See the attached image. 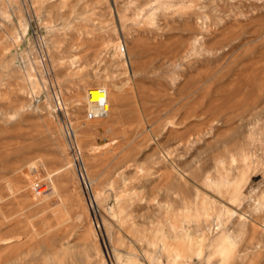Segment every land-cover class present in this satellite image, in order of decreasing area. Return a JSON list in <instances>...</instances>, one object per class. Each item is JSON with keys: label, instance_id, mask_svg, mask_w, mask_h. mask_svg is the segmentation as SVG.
<instances>
[{"label": "rangeland", "instance_id": "1", "mask_svg": "<svg viewBox=\"0 0 264 264\" xmlns=\"http://www.w3.org/2000/svg\"><path fill=\"white\" fill-rule=\"evenodd\" d=\"M0 264H264V0H0Z\"/></svg>", "mask_w": 264, "mask_h": 264}, {"label": "built area", "instance_id": "2", "mask_svg": "<svg viewBox=\"0 0 264 264\" xmlns=\"http://www.w3.org/2000/svg\"><path fill=\"white\" fill-rule=\"evenodd\" d=\"M98 93L102 94V96L95 100L92 101V104L95 105V111L94 112H87L86 118L88 119H96L100 118L107 113V109L104 108V103H105V90L102 87L97 88ZM59 100V99H58ZM59 103V102H58ZM54 115L58 117V119L63 122L65 125V130H66V137L69 143V151L71 152L72 155V163L76 171L77 178L79 182L81 183L85 193L87 196L91 195V190L88 184V179L84 167V163L82 160L81 156V151L80 148H78V145L75 142L74 134L72 132V126L70 123L69 116L64 114L62 107L56 106L54 110ZM43 183H40V181L35 182L33 184V190L36 192V190L42 185ZM37 193V192H36Z\"/></svg>", "mask_w": 264, "mask_h": 264}, {"label": "bare ground", "instance_id": "3", "mask_svg": "<svg viewBox=\"0 0 264 264\" xmlns=\"http://www.w3.org/2000/svg\"><path fill=\"white\" fill-rule=\"evenodd\" d=\"M111 5V4H110ZM115 19V18H114ZM116 20V19H115ZM20 38V37H19ZM22 38V37H21ZM19 40V39H18ZM22 40V39H20ZM19 40V41H20ZM114 50L117 54L118 57H122L125 52H126V49L124 48V46L120 43V41L118 40L117 42L114 43ZM74 60V58H72ZM76 59V58H75ZM71 60V59H70ZM105 90V103H104V108L107 109V113L106 115L109 113V106H110V95H109V92L106 88H104ZM102 96V94L98 93L97 91V88H87L85 90V92L82 94V93H77L76 94V100H75V105L77 106H84L87 110V112H94L95 111V105L92 104V101H95L97 99H99L100 97ZM62 104V106H64V102H60ZM59 103V104H60ZM53 108V107H52ZM105 116V115H104ZM103 117V116H102ZM71 123V122H70ZM72 126V124H71ZM61 127V126H60ZM64 130V133L66 135V130H65V125L63 124V128ZM61 129V130H62ZM63 130L61 132H63ZM72 132L74 134V138L76 137V133H77V130L74 129V127L72 126ZM68 142V141H67ZM76 142V140H75ZM77 144V142H76ZM78 145V144H77ZM79 148V146H78ZM93 188V187H92ZM203 189V188H202ZM96 192V191H95ZM92 193V192H91ZM94 194V193H93ZM98 195V193H97ZM96 195V196H97ZM94 196V195H93ZM95 199V198H94ZM227 211H232L234 212L232 209H229L227 208ZM245 215L244 213H239V220H242V219H245ZM252 219V218H251ZM252 221V220H251ZM255 221V220H254ZM256 222V221H255ZM241 223V222H240ZM245 224V223H244ZM258 224V223H257ZM248 225H249V222H248ZM247 225V226H248ZM261 225V224H260ZM246 226V225H245ZM231 238L227 233L225 235H222L221 236V239H229Z\"/></svg>", "mask_w": 264, "mask_h": 264}]
</instances>
